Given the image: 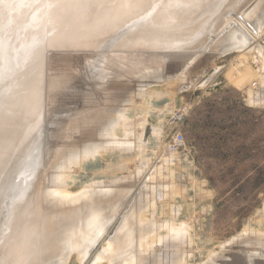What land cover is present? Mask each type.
Returning a JSON list of instances; mask_svg holds the SVG:
<instances>
[{
	"label": "rangeland",
	"instance_id": "obj_1",
	"mask_svg": "<svg viewBox=\"0 0 264 264\" xmlns=\"http://www.w3.org/2000/svg\"><path fill=\"white\" fill-rule=\"evenodd\" d=\"M51 1L0 0V264H264V1Z\"/></svg>",
	"mask_w": 264,
	"mask_h": 264
},
{
	"label": "bare ground",
	"instance_id": "obj_2",
	"mask_svg": "<svg viewBox=\"0 0 264 264\" xmlns=\"http://www.w3.org/2000/svg\"><path fill=\"white\" fill-rule=\"evenodd\" d=\"M42 1H43V0H42ZM47 1H48V0H47ZM50 1H51V0H50ZM53 1H55V0H53ZM53 1H51V4H52ZM60 1H61V0H60ZM62 1H63V0H62ZM65 1H66V0H65ZM72 1H74V0H72ZM104 1H106V0H104ZM113 1H114V0H113ZM128 1H129V0H128ZM128 1H127V2H128ZM262 1H264V0H262ZM58 2H59V1H58ZM58 2H57V3H58ZM85 2H86V1H85ZM114 2H115V1H114ZM117 2H118V1H117ZM127 2H126V5H127ZM250 2H251V1H250ZM62 3H63V2H62ZM64 3H65V2H64ZM68 3H69V2H68ZM73 3H74V2H73ZM73 3H72V4H73ZM115 3H116V2H115ZM119 3H120V2H119ZM119 3H118V4H119ZM123 3L125 4V2H123ZM128 3H129V2H128ZM130 3H132V2H130ZM147 3H148V1H147ZM47 4H48V3H47ZM55 4H56V3H55ZM60 4H61V3H60ZM65 4H66V3H65ZM86 4H87V3H86ZM86 4H85V5H86ZM120 4H121V3H120ZM262 4H263V2H262ZM70 5H71V4H70ZM113 5H114V4H113ZM121 5H122V4H121ZM56 6H57V4H56ZM71 6H72V5H71ZM81 6H82V5H81ZM83 6H84V5H83ZM117 6H118V5H117ZM124 6H125V5H124ZM128 6H129V5H128ZM137 6H138V5H137ZM139 6H140V5H139ZM248 6H249V5H248ZM50 7H51V6H49V8H50ZM67 7H68V6H67ZM119 7H120V6H119ZM126 7H127V6H126ZM185 7H186V5H185ZM245 7H246V6H245ZM54 8H55V7H54ZM54 8H53V9H54ZM57 8H58V7H56V9H57ZM59 8H60V7H59ZM78 8H79V7H78ZM83 8H84V7H83ZM112 8H116V7L113 6ZM117 8H118V7H117ZM127 8H128V7H127ZM56 9H55V10H56ZM129 9H130V8H129ZM263 9H264V8H263ZM61 10H62V9H60V11H61ZM68 10H69V9H68ZM80 10H81V8H80ZM121 10H122V9H121ZM123 10H124V8H123ZM125 10H126V9H125ZM127 10H128V9H127ZM131 10H132V9H131ZM135 10H136V9H135ZM260 10H261V9H260ZM48 11H50V10L48 9ZM56 11H58V9H57ZM56 11L53 10L54 13H55ZM113 11H114V10H113ZM133 11H134V10H133ZM262 11H263V10H262ZM61 12H62V11H61ZM63 12H64V11H63ZM84 12H85V11H84ZM105 12H106V11H105ZM105 12H104V14H106ZM228 12H229V11H228ZM258 12H260V11L258 10ZM51 13H52V11H51ZM54 13H53V14H54ZM79 13H80V12H79ZM85 13H86V12H85ZM117 13H118V12H117ZM122 13H123V12H122ZM125 13H126V12H125ZM129 13H130V12H129ZM256 13H257V12H256ZM260 13H261V12H260ZM45 14H46V13H45ZM45 14H44V15H45ZM55 14H56V13H55ZM102 14H103V12H102ZM102 14H101V15H102ZM241 14H242V13H241ZM78 15H80V14H78ZM82 15H83V17H85V16H84V15H85L84 13H82ZM82 15H81V16H82ZM111 15H112V14H111ZM48 16H49V15H48ZM51 16H52V15H51ZM57 16H58V15H57ZM115 16H116V14H115ZM256 16H257V15H256ZM44 17H46V16H44ZM66 17H67V16H66ZM101 17H103V16H101ZM110 17H111V16H110ZM46 18H48V17H46ZM50 18H51V17H50ZM89 18H90V17H89ZM98 18H99V17H97V20H98ZM104 18H105V17H104ZM51 19H52V18H51ZM55 19H56V18H54V20H55ZM95 19H96V17H95ZM99 19L102 21L103 18H99ZM163 19H164V18H163ZM221 19H222V18H221ZM80 20H81V19H80ZM90 20H92V19H90ZM103 20H104V19H103ZM260 20H261V19H260ZM243 21H244V20H243ZM251 21H253V20H251ZM263 21H264V20H263ZM263 21H261V22H263ZM34 22H35V21H34ZM44 22H45V21H44ZM44 22H43V23H44ZM48 22H51V21H48ZM52 22H53V21H52ZM79 22H80V21H79ZM81 22H83V21L81 20ZM90 22H91V21H90ZM90 22H89V23H90ZM93 22H95V21H93ZM97 22L100 23L99 20H98ZM145 22H146V21H145ZM218 22H219V21H218ZM256 22H259V21L257 20ZM46 23H47V22H46ZM46 23H45V24H46ZM70 23H71V21H70ZM229 23H230V22H229ZM259 23H260V22H259ZM47 24H48V23H47ZM49 24H50V23H49ZM75 24H78V23H75ZM75 24H73V25H75ZM94 24H95V23H94ZM94 24L92 23V25H94ZM241 24H242V23H241ZM257 24H258V23H257ZM51 25H52V24H51ZM96 25H97V24H96ZM259 25H260V24H259ZM69 26L71 27L72 24L69 25ZM238 26H239V25H238ZM243 26H244V25H243ZM243 26H242V27H243ZM247 26H248V25H247ZM48 27H49V26H48ZM70 27H67V28H70ZM74 27H75V26H74ZM45 28H46V27H45ZM76 28H77V27H76ZM233 28H234V27H233ZM243 28H244V27H243ZM71 29H72V28H71ZM46 30H47V29H46ZM65 30H66V28H65ZM253 30H254V29H253ZM66 31H67V30H66ZM72 31H73V30H72ZM245 31H246V30H245ZM254 31H255V30H254ZM237 32H238V31H237ZM72 33H73V32H72ZM238 33L240 34V32H238ZM234 35H235V34H234ZM239 36H240V35H239ZM256 36H257V35H256ZM60 37H61V36H60ZM72 37H73V36H72ZM139 37H140V36H139ZM57 38H58V37H56V39H57ZM235 38H236V36H235ZM249 38H250V37H249ZM62 39H63V38H62ZM231 39H232V38H231ZM245 39H246V37H245ZM245 39H243L242 41H244V42L246 43L248 40L246 41ZM252 39H253V38H252ZM74 40H75V39H74ZM226 41H227V40H226ZM238 41H239V38H238L237 42H238ZM240 41H241V40H240ZM242 41H241V42H242ZM241 42H240V43H241ZM244 42H242V43H244ZM230 43H231V41H230ZM238 43H239V42H238ZM240 43H239V44H240ZM242 43H241V44H242ZM239 44H238V45H239ZM241 44H240V45H241ZM186 45H187V44H186ZM190 45H191V44H190ZM229 45H230V44H229ZM233 45H234V42H233ZM235 45H237L236 41H235ZM235 45H234V46H235ZM238 45H237V46H238ZM240 45H239V47H241ZM48 46H49V45H48ZM221 46H222V45H221ZM225 46H226V45H225ZM225 46H224V47H225ZM242 46H244V45H242ZM188 47H189V46H188ZM216 47H217V46H216ZM224 47H223V48H224ZM239 47H235V48H237V50H238ZM208 49H209V48H208ZM219 49H220V48H219ZM221 49H222V48H221ZM230 49H231V48H230ZM134 50H135V49H134ZM190 50H191V49H190ZM192 50H193V49H192ZM216 50H217V49H216ZM184 51H185V50H184ZM214 51H215V50H214ZM230 51H231V50H230ZM251 51H252V50H251ZM260 51H261V50H260ZM201 52H202V51H201ZM215 52H217V51H215ZM223 52H224V51H223ZM223 52H222V54H223ZM205 53H206V52H205ZM194 54H195V53H194ZM220 54H221V52H220ZM183 55H184V54H183ZM198 55H199V54H198ZM198 55H197V56H198ZM212 55H213V53H212ZM215 55H216V54H215ZM256 55H257V54H256ZM256 55H255V56H256ZM181 56H182V55H181ZM184 56H185V55H184ZM191 57H192V56H191ZM206 57H207V55H206ZM211 57H212V56H211ZM193 58L195 59V57H193ZM202 58H203V57H202ZM215 58H216V57H215ZM194 59H193V60H194ZM195 60H196V59H195ZM202 60H203V59H202ZM208 61H209V60H208ZM210 61L212 62L211 59H210ZM106 62H107V61H106ZM201 62H202V61H201ZM104 63H105V62H104ZM197 64H198V63H197ZM207 64H208V63H207ZM194 65H195V64H194ZM213 65H214V64H213ZM189 66H190V65H189ZM192 66H193V65H192ZM198 66H199V65H198ZM209 66H210V63H209ZM104 67H105V66H104ZM144 67H145V66H144ZM176 67H177V66H176ZM183 67H184V65H183ZM187 67H188V66H187ZM178 68H179V67H178ZM189 68H190V67H188V69H189ZM193 68H195V67H193ZM175 69H176V68H175ZM188 69H185V70L187 71ZM196 70H197V69H196ZM201 70H202V69H201ZM205 70H208V69H205ZM163 72H164V71H163ZM178 72H179V71H178ZM181 72H182V71H180V73H181ZM184 72H185V71H184ZM188 72H189V71H188ZM193 72H194V71H193ZM201 72H203V71H201ZM208 72H209V71H208ZM165 73H166V72H165ZM185 73H186V72H185ZM132 74H133V73H132ZM155 74H156V73H155ZM155 74H154V75H155ZM157 74H158V73H157ZM157 74H156V75H157ZM167 74H168V73H167ZM189 74H190V73H189ZM197 74H199V73H197ZM197 74H196V75H197ZM201 74H202V73H201ZM201 74H199V75H201ZM206 74H207V73H206ZM116 75H117V74H116ZM159 75H160V74H158V76H159ZM162 75H164V74H162ZM165 75H166V74H165ZM176 75H177V74H176ZM183 75H185V74H183ZM183 75H180V76L182 77ZM186 75H187V74H186ZM186 75H185V76H186ZM199 75H198V77H199ZM151 76H152V75H151ZM177 76H178V75H177ZM204 76H205V75H204ZM163 77H164V76H163ZM167 77H168V76H167ZM181 77H180V78H181ZM186 77L188 78V75H187ZM186 77H185V78H186ZM200 77H202V76H200ZM149 78H151V77H149ZM174 78H175V77H174ZM170 79H171V78H170ZM182 79H183V78H182ZM146 80H147V79H146ZM157 80H158V78H157ZM159 80H160V79H159ZM185 80H187V79H185ZM189 80H190V79H189ZM144 81H145V80H144ZM147 81H148V80H147ZM160 81H161V80H160ZM180 81H181V80H180ZM180 81H179V82H180ZM176 82H178V81H176ZM183 82H184V81H183ZM121 83H122V82H121ZM127 83H128V82H127ZM161 83H162V82H161ZM99 84H102V83H99ZM104 84H105V83H104ZM141 84H142V82L138 83V85H140L139 87H141ZM186 84H187V83H186ZM196 84H197V82H196ZM130 85H132L133 87L135 86L134 84H129V85H128L129 88H126V87H128L127 85H125L124 87L121 86L120 88H122V89L125 88V89H123V90H125L124 92H125V93H126V92L129 93V91H126V90H129V89L132 90L133 87L131 86L132 88H130ZM138 85H137V86H138ZM182 85H184V84H182ZM182 85H181V86H182ZM142 86H143V84H142ZM186 86H188V85H186ZM101 87H102V86H101ZM101 87H100V88H101ZM139 87H138V88H139ZM97 88H99V87H97ZM102 88H104V87H102ZM107 88H108V87H107ZM107 88H106V89H107ZM143 88H144V87H143ZM175 88H176V87H175ZM136 89H137V87L135 86V89H133V91H135ZM98 90H99V89H98ZM120 90H121V89H120ZM133 91H132V92H133ZM138 91H139V90H138ZM98 92H99V91H98ZM120 92H121V91H120ZM132 92H130V94H131ZM109 93H110V92H109ZM117 93H118L119 96H121V94L119 93V91H118ZM133 93H135V92H133ZM123 94H124V93H123ZM135 94H136V93H135ZM100 95H101V94H100ZM111 95H112V94H111ZM125 95H126V94H125ZM87 96H88V95H87ZM95 96H96V94H95ZM115 96H116V95H115ZM119 96H118V99L114 98V99L116 100V101L114 100L115 103H119L118 100H121V99H122V98H120ZM98 97H99V96H98ZM100 97H101V96H100ZM112 97H113V96H112ZM129 97H130V96H129ZM125 98H126V97H125ZM101 99H102V98H101ZM103 100H104V99H103ZM109 100H110V99H109ZM127 100H128V99H127ZM252 100H253V99H252ZM100 101H101V100H100ZM111 101H113V99H112ZM111 101H110L109 103L107 102L108 104L106 103V104H107L106 106H111V105H113V103L111 104ZM117 101H118V102H117ZM141 101H142V100H141ZM121 102H122V101H121ZM129 102H130V101H129ZM256 102H257V101H256ZM81 103H82V102H81ZM101 103H102V102H101ZM115 103H114V104H115ZM123 103H124V102H123ZM130 103H131V102H130ZM82 104H83V103H82ZM82 104H81V105H82ZM89 104H93V103H89ZM102 104H103V103H102ZM121 104H122V103H121ZM96 105H97V104H96ZM103 105H104V104H103ZM115 105H116V104H115ZM100 106H101V105H100ZM95 107H96V106H95ZM103 107H104V106H103ZM113 107H114V106H113ZM90 108H91V107H90ZM92 108H93V107H92ZM105 108H106V107H105ZM121 108H122V107H120V109H121ZM125 108H126V106H125ZM94 109H95V108H94ZM99 109H100V108H99ZM120 109H119V110H120ZM106 110H108V109L106 108ZM119 110H118V111H119ZM89 111H90V110H89ZM89 111H88V112H89ZM93 111H95V110H93ZM96 111H97V109H96ZM125 111H126V110H125ZM85 112H86V111H85ZM88 112H87V113H88ZM97 112H98V111H97ZM119 112H120V111H119ZM92 113H93V112H92ZM100 113H101V112H100ZM93 114H94V113H93ZM93 114H92V115H93ZM77 115H78V114H77ZM82 115H83V113H82ZM94 115H95V114H94ZM101 115H102V114H100V116H101ZM108 115H109V114H108ZM114 115H115V113H114V114H111V116H114ZM117 115H118V114H117ZM117 115H115V117H116ZM78 116H79V115H78ZM100 116H97V114H96L95 119L100 118ZM90 117H91V116H89L88 118H90ZM115 117H114V118H115ZM124 117H127V116L124 115V111H123V113H121V114L119 113V118H118V120H116L117 118H115V121H118V122H119V120H120V122H122V121L126 122L125 120H123V119H125ZM84 118H85V117H84ZM86 118H87V117H86ZM103 118H104V117H103ZM109 118H110V117L108 116L107 119L109 120ZM111 118H112V117H111ZM111 118H110V119H111ZM114 118H113V119H114ZM134 118H135V117H134ZM134 118H133V119L131 118L132 120H130V122L127 121L128 123L126 122L123 126H125V127L128 128L129 125H131V124L134 123V122H131V121H134ZM139 118H140V117H139ZM139 118H138V120H139ZM64 119H65V118H64ZM78 119H80V118H78ZM95 119H92V120L94 121ZM105 119H106V116H105ZM135 119H137V118H135ZM80 120H81V119H80ZM86 121H87V120H86ZM89 121H90V120H89ZM105 121H106V120H105ZM110 121H111V120H110ZM113 121H114V120H113ZM113 121H111V122H113ZM37 122H38V121H37ZM77 122H78V121H77ZM82 122H83V121H82ZM97 122H98V123H96V120H95V122L93 123V125H94L95 123H96V124H102L104 121H102V123H101V118H100L99 121L97 120ZM99 122H100V123H99ZM120 122H119V123H120ZM124 122H123V123H124ZM136 122H138V121H136ZM136 122H135V123H136ZM115 123H117V122H115ZM140 123H141V122H140ZM78 124H79V123H78ZM84 124H85V123H84ZM91 124H92V123H91ZM104 124H106V122H105ZM111 124H112V123H111ZM111 124H110V126H111ZM117 124H118V123H117ZM114 125H115V124H113L112 126H114ZM83 126H84V125H83ZM87 126H88V125H87ZM90 126H91V125H90ZM97 126H98V125H96V127H97ZM103 126H104V125H103ZM120 126H121V125H120ZM123 126H122V127H123ZM84 127H85V126H84ZM94 127H95V126H94ZM130 127H131V126H130ZM30 128H31V127H30ZM30 128H29V129H30ZM86 128H91V127H86ZM86 128H85V129H86ZM100 128H102V127H100V125H99V129H100ZM75 129H76V128H75ZM83 129H84V128H83ZM83 129H82V131H84ZM96 129H97V128H95V131L98 132L99 129H98V130H96ZM108 129H109V128H108ZM112 129H113V128H112ZM101 130H102V129H101ZM101 130H100V132H101ZM104 130H105V129H103L102 131H104ZM86 131H87V129H86ZM92 131H93V133H94L93 127H92V129H89L88 132H87V134H90V135H86L85 133L79 131L80 133L85 134L87 137H86L85 135H83L82 137H84L85 139H84V138H83V139L80 138V139H82V140H84V141L86 140V141H85V143H83V144L81 143L82 145H81L78 149L76 148L77 150L75 149L76 151L73 153L74 156H78V155H79V157H80V155L83 154V153H85V151L87 152V151H89V150H93V149H92L93 146L96 147V149L94 148V151H97L98 149H100V144H99V143L102 144V142L98 141L100 138H98V137L96 136V134L94 135V134L92 133ZM106 131H107V130H106ZM108 131H109V130H108ZM111 132H112V131H111ZM76 133H77V132H76ZM129 133H131V132L128 131L127 134H129ZM91 134H93V136L97 137V139H96V140H92L91 138L95 139V137H91V138H90ZM102 134H103V133H102ZM104 134H105V133H104ZM106 134H107V132H106ZM112 134H113V133H112ZM112 134H110L111 136H108V137H111V139H112ZM135 134H136V132H135ZM135 134H134V135H135ZM74 135H75V134H74ZM76 135H77V134H76ZM81 135H82V134H81ZM98 135H99V134H98ZM107 135H108V134H107ZM107 135H106V136H107ZM132 135H133V131H132ZM140 135H141V134H140ZM104 136H105V135H104ZM106 136H105V137H106ZM79 137H80V136H79ZM88 137L90 138V139H88L89 141H87V139H86V138H88ZM99 137H101V135H100ZM108 137H107V139H109ZM115 137H116V136H115ZM115 137H114V139H115V142H116V143H114V142H113V143L116 144V146H117L118 148H120V149H118V150H121V149H123V150H124V149H125V150L129 149V150H130V148H133V147H136V146H137V145L134 146V145H135V142H134V140H133L132 138H130V137H129V138L132 139L133 144H131L132 141H131L129 138H126V137H124V136H122V137H116V138H115ZM133 137H134V136H133ZM19 138H20V137H19ZM19 138H18V139H19ZM72 138L74 139V137H72ZM135 138H136V136H135ZM139 138H140V137H139ZM66 139H67V138H66ZM103 139H104V138H103ZM112 140H113V139H112ZM73 141H74V140H73ZM76 141H77V142H80L81 140H80V141L76 140ZM106 141H107V140H106ZM109 141H110V139H109ZM135 141H136V140H135ZM58 142H59V141H58ZM81 142H83V141H81ZM70 143H71V140H70ZM75 143H76V142H75ZM75 143H74V144H75ZM108 143H109L108 145H110V142H108ZM111 143H112V142H111ZM113 143H112L111 145H113ZM77 144H78V143H77ZM103 144H104V146H105L106 143H103ZM136 144H137V143H136ZM71 145H72V144H71ZM116 146H112L111 148H115ZM65 147H66V146H65ZM69 147H70V146H69ZM106 147H108V146H106ZM117 147H116V148H117ZM101 148H102V147H101ZM63 150H64V149H63ZM100 150H101V149H100ZM123 150H122V151H123ZM65 151H66V150H65ZM94 151H93V152H94ZM88 153H89V152H88ZM88 153H87V154H88ZM96 153H97V152H96ZM71 154H72V153H71ZM71 154H68V155H69L68 158H70V160L73 159L72 156L70 157ZM73 154H72V155H73ZM85 154H86V153H85ZM8 155H9V154H8ZM60 155H61V154H60ZM92 155H93V154H92ZM64 156H65V154H64ZM64 156H63V157H64ZM83 156H84V155H83ZM85 156H88V155H85ZM85 156H84V157H85ZM63 157H62V158H63ZM64 158L67 159L66 156H65ZM64 158H63L62 160H64ZM71 158H72V159H71ZM86 158H87V157H86ZM164 158H165V157H164ZM59 159H60V158H59ZM75 159H78V158L75 157ZM75 159H74V160H75ZM67 160H68V159H67ZM74 160L72 161V163L74 162ZM78 160H79V159H78ZM68 162L70 163L69 160H68ZM76 162H77V160H76ZM60 163L62 164V161H61V160H60ZM63 163H65V162H63ZM74 163H75V162H74ZM61 164H58L57 167H58L59 165L61 166ZM65 164H66V163H65ZM62 165H63V164H62ZM71 165H72V164H71ZM60 166L58 167V168H59V171H60V168H61ZM69 166H70V164L63 166V167H62V170L60 171V174L58 173V172H59L58 169L56 170V171H58V172H56V173H58V175H59V178H60L59 183H60V184H58V183L56 184L57 186L54 188V191H55V190L58 191L57 189H59V188H60L59 191L62 189L63 186L61 185V181L64 182V179H65L66 177H68V175H67V171H69V170H68V167H69ZM73 166H74V165H73ZM73 166H72V167H73ZM142 166H143V165H142ZM145 166H146V165H145ZM161 166H162V165H161ZM57 167H56V168H57ZM147 167H148V164H147ZM157 168H158V167H157ZM70 169H71V168H70ZM74 169H75V168H74ZM143 169H144V168H143ZM143 169H141V170H143ZM72 170H73V169H72ZM139 170H140V169H139ZM141 170H140V171H141ZM145 170H146V168H145ZM155 170H156V168H155ZM70 171H71V170H70ZM134 172H135V170H134ZM136 172H137V171H136ZM136 172H135V173H136ZM155 172H156V171H154V173H155ZM138 174H139V173H138ZM155 174H157V173H155ZM55 175H56V174H54L52 177H54ZM132 175H134V174H132ZM128 176H129V175H128ZM146 176H147V175H146ZM57 177H58V176H57ZM125 177H126V176H125ZM148 177H149V175H148ZM50 178H51V177H50ZM55 178H56V177H55ZM135 178H136V177H135ZM141 178H142V177H141ZM121 179H122V178H121ZM148 179H149V178H148ZM52 180H53V178H52ZM145 180H146V179H145ZM57 181H58V180H57V178H56V182H57ZM118 181H119V180H118ZM125 181H126V180H125ZM143 181H144V179H143ZM152 181H153V180H152ZM152 181H151V182H152ZM50 182H51V181H50ZM101 182H102V181H101ZM109 182H110V181H109ZM119 182H120V181H119ZM137 182H138V181H137ZM147 182H148V181L146 180V182H145L146 185H147ZM139 183H140V182H139ZM153 183H154V182H153ZM97 184H98V183H97ZM97 184H96V185H97ZM104 184H105V183H104ZM106 184H107V183H106ZM60 185H61V186H60ZM63 185H64V184H63ZM66 185H67V184H65L64 186L66 187ZM90 185H91V184H90ZM98 185H99V184H98ZM114 185H115V184H114ZM114 185H113V186H114ZM138 185H139V184H138ZM158 185H159V184H158ZM100 186H101V185H99V187H100ZM104 186H106L107 188H109V187H108L109 184H108V185H103V188H102V187H101V188H102V189H105ZM139 186H140V185H139ZM142 186H143V185H142ZM166 186H167V185H166ZM57 187H59V188H57ZM87 187H88V185H87ZM87 187L85 186V187H84L85 189L81 188V189H83L82 191H77L78 194H79V195H77V196H80V195H81V196L79 197V199H80V198H83V196H85V195H83V194H87V193L90 192V190L93 189L92 186H91V188L88 187L89 189H88ZM146 187H147V186H146ZM158 187H159V186H157V187H155V188L153 189V193H158V191H159V189H160V188H158ZM86 188H87V189H86ZM101 188H100V189H101ZM107 188H106V189H107ZM137 188H138V187H137ZM147 188H148V187H147ZM162 188H163V187H162ZM106 189H105V190H106ZM105 190H104L103 192H105ZM147 190H149V188L146 189V193H147ZM56 191H55V192H56ZM59 191H58L57 193H59ZM63 191H64V190H63ZM63 191H62V192L60 191V194L64 196L63 193L65 192V195H66V191H64V192H63ZM37 192H38V190H37ZM149 192H150V190H149ZM159 192H160V191H159ZM67 193H68V192H67ZM146 193H145V194H146ZM150 193H151V192H150ZM162 193H163V191H162ZM60 194H59V195H60ZM69 195H70V194H69ZM69 195H68V197H69ZM87 195H88V194H87ZM164 195H165V194H164ZM66 196H67V195H66ZM102 196H103V195H102ZM64 197H65V196H64ZM88 197H89V196H88ZM160 197H161V196H160ZM86 198H87V197H86ZM132 198H133V197H132ZM111 199H112V198H111ZM109 201H110V200H109ZM151 201H152V200H151ZM21 202H22V201H21ZM20 204H21V203H20ZM145 204H146V203H145ZM18 205H19V204H18ZM15 206H16V204L13 206V208H14ZM18 207H19V206H18ZM15 208H16V207H15ZM19 208H20V207H19ZM19 208H18V209H19ZM146 208H147V207H146ZM177 208H178V207H177ZM15 210H16V209H15ZM20 210H21V209H20ZM39 210H40V209H39ZM102 210H103V209H102ZM108 210H109V209H108ZM170 210H171V209H170ZM11 212H12V210H11ZM16 212H19V210H16ZM25 212H26V210H25ZM106 212H107V210H106ZM12 214H13V213H12ZM106 214H107V213H106ZM10 215H11V214H10ZM19 215H20V214L18 213V216H19ZM36 215H37V214H36ZM12 216L15 217L16 215H12ZM12 216H11V217H12ZM7 219H8V218H7ZM11 219H13V218H11ZM21 219H22V218H21ZM18 220H19V219H18ZM24 221H25V220H24ZM8 222H9V221H8ZM13 222H14V221H13ZM16 222H17V221H16ZM155 222H156V221H155ZM14 223H15V222H14ZM5 224H6V223H5ZM8 224H9V223H8ZM15 224H16V223H15ZM18 224H19V222H18ZM9 226H10V225H9ZM5 227H7V226H5ZM13 227H14V225H13ZM17 227H18V226H17ZM97 227H98V228L96 229V227H95V229H96L97 232H98V230H99L100 227H99V226H97ZM15 228H16V227H15ZM183 229H184V228H183ZM7 230H8V229H7ZM180 230H181V228H180ZM180 230H179V231H180ZM3 231H5V230H3ZM3 231H2V232H3ZM14 231H15V230H13V232H14ZM94 231H95V230H94ZM249 231H250V230H249ZM6 232H7V231H6ZM6 232H5V233H6ZM13 232H12V233H13ZM97 232L95 231V234H96ZM5 233H4V234H5ZM9 233H10V232H9ZM16 233H17V232H16ZM16 233H14V234L17 235ZM19 233H21V230H20ZM19 233H18V234H19ZM88 233H89V232H88ZM88 233H87V234H88ZM246 233H247V232H246ZM256 233H257V232H256ZM84 234H86V233H84ZM93 234H94V233H93ZM99 234H100V233H99ZM173 234H174V233H173ZM185 234H186V233H185ZM241 234H242V233H241ZM243 234H245V233H243ZM250 234H251V233H250ZM252 234H253V233H252ZM91 235H92V234H91ZM182 235H183V233H182ZM239 235H240V234H239ZM239 235L237 236V238H239ZM245 235H246V234H245ZM9 236H10V235H9ZM12 236H13V235H12ZM12 236H11V237H12ZM21 236H23V234H20V237H21ZM95 236H96V235H95ZM101 236H102V234H101ZM177 236H178V235H177ZM254 236H255V235H254ZM257 236H258V235H257ZM13 237L15 238V236H13ZM78 237H79V236H78ZM85 237H86V235H85ZM97 237H98V236H97ZM241 237H242V236H241ZM241 237H240V238H241ZM247 237H248V236H247ZM8 238H9V237H8ZM18 238H19V237H17V240H18ZM75 238H76V237H75ZM92 238H93V237H92ZM95 238H96V237H95ZM139 238H140V237H139ZM174 238H175V237H174ZM174 238H173V239H174ZM234 238H235V237H234ZM240 238H239V239H240ZM5 239H7V237H6ZM178 239H179V238H178ZM242 239H243V238H242ZM242 239H241V240H242ZM7 240H8V239H7ZM9 240H10V238H9ZM14 240H16V239H14ZM17 240H16V241H17ZM19 240H20V238H19ZM234 240H235V239H234ZM234 240L231 242V244L234 242ZM137 241H138V240H137ZM142 241H143V240H142ZM228 241H229V240H228ZM228 241H226V242H228ZM3 242H4V241H3ZM13 242H14V241H13ZM229 242H230V241H229ZM229 242H228V243H229ZM237 242H238V241H237ZM20 243H21V242H20ZM20 243L18 242V245H20ZM35 243H36V242H35ZM84 243H85V242H84ZM84 243H82V245H83ZM242 243H243V242H242ZM4 244H5V243H4ZM9 244H10V243H9ZM12 244H13V243H12ZM12 244H11V245H12ZM15 244H16V243H15ZM100 244H101V242H100ZM231 244H230V245H231ZM236 244H238V243H236ZM0 245H1V244H0ZM5 245H8V244H5ZM11 245H10V246H11ZM24 245H25V244H24ZM85 245H86V244H85ZM223 245H224V244H222V246H223ZM225 245H226V244H225ZM225 245H224V246H225ZM227 245H229V244H227ZM240 245H241V244H240ZM3 246H4V245H3ZM16 246H17V245H16ZM222 246H221V247H222ZM7 247H9V246H7ZM11 247H12V246H11ZM11 247H10V248H11ZM13 248H14V247H13ZM19 248H20V253H21V246H20ZM65 248H66V247H65ZM67 248H68V247H67ZM67 248H66V249H67ZM84 248H85V247H84ZM84 248H83V249H84ZM3 249H4V248H3ZM16 249H17V248H16ZM220 249H222V248H219V250H220ZM4 250H6V249H4ZM7 250H8V249H7ZM10 250H11V249H10ZM10 250H9V252H10ZM22 250H24V249H23V246H22ZM146 250H147V249H146ZM1 251H2V250H1ZM17 251H19V250H17ZM30 251H31V250H30ZM30 251H29V252H30ZM231 251H232V250H231ZM4 252H5V251H4ZM13 252H14V251H13ZM25 252H26V251H25ZM219 252H220V251H219ZM239 252H241V251H239ZM258 252H259V251H258ZM10 253H11V252H10ZM15 253H16V252H15ZM35 253H36V252H35ZM223 253H224V252H223ZM236 253H237V252H236ZM5 254H6V253H5ZM7 254H8V253H7ZM12 254H13V253H12ZM27 254H28V253H27ZM216 254H218V253H216ZM233 254H234V253H233ZM256 254H257V253H256ZM258 254H259V253H258ZM263 254H264V253H263ZM10 255H11V254H9V257H10ZM28 255H29V254H28ZM236 255H237V254H236ZM6 256H7V255H6ZM12 256H14V254L11 255V257H12ZM32 256H33V255H32ZM32 256H31V257H32ZM215 256H216V255H215ZM23 257L26 258L25 256H23ZM4 258H5V257H3V259H4ZM27 258H29V257H27ZM210 258H211V257H210ZM3 259H2V260H3ZM8 259H9V258H8ZM10 259H11V258H10ZM33 259H34V258H33ZM36 259H37V258H36ZM36 259H35V262L37 263ZM6 260H7V258H6ZM8 261H9V260H8ZM8 261H4V262H8ZM29 261H30V260H29ZM29 261H28V262H29ZM225 261H226V260H225ZM227 261H228V260H227ZM31 262H32V260H31ZM11 263H12V262H11ZM17 263H18V262H17ZM19 263H20V262H19ZM19 263H18V264H19ZM33 263H34V261H33ZM222 263H223V262H222ZM23 264H24V263H23ZM28 264H30V262H29Z\"/></svg>",
	"mask_w": 264,
	"mask_h": 264
}]
</instances>
